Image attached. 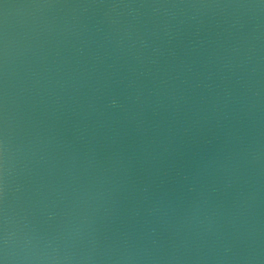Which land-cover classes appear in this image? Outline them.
<instances>
[{
    "label": "water",
    "instance_id": "95a60500",
    "mask_svg": "<svg viewBox=\"0 0 264 264\" xmlns=\"http://www.w3.org/2000/svg\"><path fill=\"white\" fill-rule=\"evenodd\" d=\"M0 264H264V0H0Z\"/></svg>",
    "mask_w": 264,
    "mask_h": 264
}]
</instances>
